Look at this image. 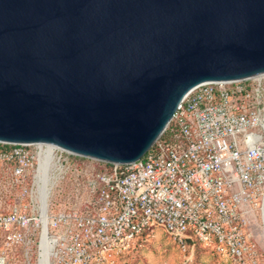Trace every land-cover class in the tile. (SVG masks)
Segmentation results:
<instances>
[{"label":"water","instance_id":"obj_1","mask_svg":"<svg viewBox=\"0 0 264 264\" xmlns=\"http://www.w3.org/2000/svg\"><path fill=\"white\" fill-rule=\"evenodd\" d=\"M260 75L264 0H0L2 143L131 163L192 89Z\"/></svg>","mask_w":264,"mask_h":264},{"label":"built area","instance_id":"obj_2","mask_svg":"<svg viewBox=\"0 0 264 264\" xmlns=\"http://www.w3.org/2000/svg\"><path fill=\"white\" fill-rule=\"evenodd\" d=\"M80 159L48 143L0 142V264H16L22 248L28 258L35 242L40 250L44 227L50 264H117L161 227L187 261L190 238L227 264H264L245 233L249 211L264 204V75L192 89L139 160ZM67 177L82 179L88 196L61 209Z\"/></svg>","mask_w":264,"mask_h":264},{"label":"rangeland","instance_id":"obj_3","mask_svg":"<svg viewBox=\"0 0 264 264\" xmlns=\"http://www.w3.org/2000/svg\"><path fill=\"white\" fill-rule=\"evenodd\" d=\"M78 164L83 166L88 164L85 158L77 160ZM98 168V165L95 164ZM51 165L48 166V176L50 185L52 177L50 175ZM54 174V172H52ZM60 194L57 203L61 209H71L79 207L87 199L88 193L82 179L74 180L73 177H67L60 183ZM264 229L262 221L261 204L253 208L247 215V224L245 233L248 235L250 242L256 245L258 259L264 261ZM184 236H189L185 234ZM25 248L19 251V259L16 264H39L40 250L35 242L30 247L29 257L25 256ZM187 257L192 260L187 261L177 245L172 241L170 236L163 230V227L157 228L150 235H144L136 240L134 250L130 251L117 264H227L218 256L202 248L189 250Z\"/></svg>","mask_w":264,"mask_h":264},{"label":"bare ground","instance_id":"obj_4","mask_svg":"<svg viewBox=\"0 0 264 264\" xmlns=\"http://www.w3.org/2000/svg\"><path fill=\"white\" fill-rule=\"evenodd\" d=\"M48 166H49V159L45 161L43 167H42V176H41V185H40V199L41 201L46 198V188L50 187V177L48 176ZM264 203V201H263ZM264 210V204L261 207V212ZM43 222L44 225L46 224V218L43 217ZM264 233V232H263ZM51 243H52V238L49 237V235L46 234V230L44 227V232H43V237L41 239L40 243V260L39 264H47V257H50L51 253Z\"/></svg>","mask_w":264,"mask_h":264},{"label":"trees","instance_id":"obj_5","mask_svg":"<svg viewBox=\"0 0 264 264\" xmlns=\"http://www.w3.org/2000/svg\"><path fill=\"white\" fill-rule=\"evenodd\" d=\"M187 244H188V246H189V249H188V251L189 250H196L197 248H201L194 240H192V239H187ZM188 251H187V253H188Z\"/></svg>","mask_w":264,"mask_h":264}]
</instances>
